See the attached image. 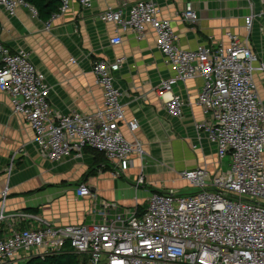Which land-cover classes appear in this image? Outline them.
Listing matches in <instances>:
<instances>
[{
	"label": "built area",
	"instance_id": "2783aa9c",
	"mask_svg": "<svg viewBox=\"0 0 264 264\" xmlns=\"http://www.w3.org/2000/svg\"><path fill=\"white\" fill-rule=\"evenodd\" d=\"M95 1L60 0L58 11L46 21L47 27L73 2L91 7ZM21 5L38 13L25 0H0V6L11 14ZM127 6L124 1L122 7ZM122 7L108 5L100 18L116 24L117 30H132L138 39L145 38L149 28L155 31L164 61L174 70L173 77L163 80L159 87L161 95L170 94L166 108L171 115L182 117L185 104L173 93L174 83L203 79L196 104L205 120L197 126L216 144L219 169L227 157L228 169L213 174L202 166L185 169L182 178L197 191L155 190L143 212L104 201L95 208L96 219L90 224L56 226L38 215L23 213L39 220L40 226L15 230L0 238V264L27 263L34 251L45 256L61 252L68 244L87 257L86 264H264V104L256 80L257 73H264V62L248 38L232 30L225 33L227 42L181 46L171 20L162 17L155 0L135 1L127 17ZM183 17L191 23L198 21L192 2L186 5ZM254 18L253 12L245 18L249 32ZM3 30L0 19V89L11 95L13 113L23 116L33 128L45 158L58 161L92 148L103 153L120 173L129 168L132 155L144 157L143 143L130 141L122 129L123 124L132 131L139 128L137 119L126 118L121 91L114 84V73L124 57L115 62H94L93 70L103 89L102 109L94 114L78 110L62 113L51 105L52 87L45 73L32 62L30 52L12 51L4 43ZM111 42L120 44L122 36L117 34ZM144 182L141 174L137 185ZM78 193L97 197L85 183ZM8 195V188L0 192V220L7 217Z\"/></svg>",
	"mask_w": 264,
	"mask_h": 264
},
{
	"label": "crops",
	"instance_id": "0c3cea01",
	"mask_svg": "<svg viewBox=\"0 0 264 264\" xmlns=\"http://www.w3.org/2000/svg\"><path fill=\"white\" fill-rule=\"evenodd\" d=\"M124 1L127 7H122ZM135 1L96 0L91 7L73 2L49 28L30 6H19L15 14L0 6L4 43L12 51L30 52L32 62L45 73L52 87L50 101L55 111L94 114L102 109L103 89L97 82L94 62L98 59L115 62L124 57L120 69L114 73V84L121 91L126 118L137 119L139 128L132 131L123 124L122 129L130 141L140 140L146 151L144 157L132 155L129 168L120 173L109 166L103 153L91 148L58 161L49 160L41 154L29 122L13 113L11 95L0 89V192L6 188L9 191L5 204L7 217L0 220V238L15 230L40 226L39 220L23 213L38 215L56 226L90 224L96 219L95 208L104 201L143 212L155 190L180 192L179 189L192 188L196 192L197 188L181 176L185 169L196 167L189 155L191 151L200 156L212 155L215 163L208 165V171L213 174L219 170L217 146L197 126L205 120L196 104L203 79L174 83L173 93L185 103L183 116L174 117L166 108L170 94L159 92L163 80L173 77L174 70L164 61L155 31L149 28L145 38L138 39L132 30H117L116 24L100 18L108 5L122 7L127 17ZM155 1L161 7L162 17L171 20L181 46L195 48L203 43L227 42L225 33L232 30L247 37L250 47L264 62V0ZM189 2L196 7L199 18L196 23L183 17ZM252 12L255 18L249 32L245 18ZM117 34L122 36V42L113 44L111 39ZM256 80L264 104V73H257ZM184 158L187 164L179 168L181 187H175L168 167L175 169ZM141 174L145 182L137 185ZM82 183L88 184L97 197L80 195L78 188ZM33 254L36 256V251Z\"/></svg>",
	"mask_w": 264,
	"mask_h": 264
},
{
	"label": "trees",
	"instance_id": "16d2710c",
	"mask_svg": "<svg viewBox=\"0 0 264 264\" xmlns=\"http://www.w3.org/2000/svg\"><path fill=\"white\" fill-rule=\"evenodd\" d=\"M29 4L33 5L39 16L48 21L51 16L58 11L60 7V0H25ZM92 149V148H91ZM108 162V161H107ZM109 164V163H108ZM110 167H112L109 164ZM87 257L80 255L73 251L69 246H66L64 250L57 253H49L48 255H36L29 259L26 264H86Z\"/></svg>",
	"mask_w": 264,
	"mask_h": 264
},
{
	"label": "rangeland",
	"instance_id": "374dc122",
	"mask_svg": "<svg viewBox=\"0 0 264 264\" xmlns=\"http://www.w3.org/2000/svg\"><path fill=\"white\" fill-rule=\"evenodd\" d=\"M191 154H189L191 157H193L192 158V160H193V162H195V165H196V167H204L205 169H207L208 170V165L210 164V163H215L214 161H215V159H213V156L212 155H210L209 153L205 156V155H198V153L197 152H195V151H191L190 152ZM179 165H177V167L174 169L173 167H168L169 168V170L171 171V173L173 174V178H174V180L176 181V185H175V187H181V186H178V181H179V177H180V174H179V168L180 167H182V166H184L185 164H187V160L184 158L182 161H180L179 163H178ZM228 166H229V158L227 157L225 160H223V165H222V167H220V171H225V170H227L228 169ZM173 168V169H172ZM178 191H180L181 193H191L193 190H192V188H182V189H179ZM33 253H35V251L34 252H32V254Z\"/></svg>",
	"mask_w": 264,
	"mask_h": 264
}]
</instances>
